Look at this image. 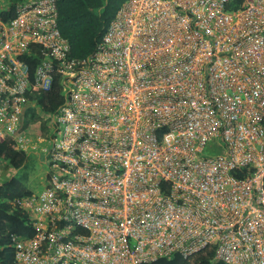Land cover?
<instances>
[{"label": "built area", "instance_id": "1", "mask_svg": "<svg viewBox=\"0 0 264 264\" xmlns=\"http://www.w3.org/2000/svg\"><path fill=\"white\" fill-rule=\"evenodd\" d=\"M0 0V143L34 155L14 264H264V0H125L70 55L56 0ZM63 101H39L53 82ZM211 143V144H210ZM218 152L204 155L205 148Z\"/></svg>", "mask_w": 264, "mask_h": 264}, {"label": "trees", "instance_id": "2", "mask_svg": "<svg viewBox=\"0 0 264 264\" xmlns=\"http://www.w3.org/2000/svg\"><path fill=\"white\" fill-rule=\"evenodd\" d=\"M27 0H10V10L17 3ZM125 0H56L58 28L68 41L70 55L85 58L99 43L103 32ZM38 102L44 110H55L63 101L61 86L53 82L51 89L42 94ZM0 160L13 169L20 168L25 160L24 153L15 150L10 142L0 143ZM31 192L15 178L0 184V264H14V250L11 236L31 237L35 228L29 223L24 211L15 207L12 201ZM215 244L187 257L175 254L170 258H159L147 264H214Z\"/></svg>", "mask_w": 264, "mask_h": 264}, {"label": "rangeland", "instance_id": "3", "mask_svg": "<svg viewBox=\"0 0 264 264\" xmlns=\"http://www.w3.org/2000/svg\"><path fill=\"white\" fill-rule=\"evenodd\" d=\"M217 152V148L213 145L212 147L205 148L203 154L214 155ZM12 177L32 193L40 192L43 187V167L34 155L27 156L24 164L18 169H13L0 160V184ZM214 264L223 263L221 261H214Z\"/></svg>", "mask_w": 264, "mask_h": 264}]
</instances>
